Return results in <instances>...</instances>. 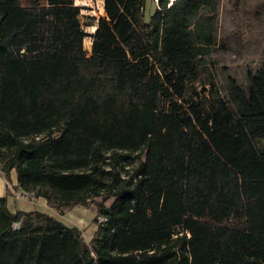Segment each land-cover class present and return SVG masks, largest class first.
<instances>
[{"label":"trees","instance_id":"obj_1","mask_svg":"<svg viewBox=\"0 0 264 264\" xmlns=\"http://www.w3.org/2000/svg\"><path fill=\"white\" fill-rule=\"evenodd\" d=\"M218 4L158 0L140 27L142 0H103L87 34L73 0H0L1 170L50 204L101 196L104 218L89 246L0 196V264H264V62L229 79L235 110L158 106L215 46Z\"/></svg>","mask_w":264,"mask_h":264},{"label":"rangeland","instance_id":"obj_2","mask_svg":"<svg viewBox=\"0 0 264 264\" xmlns=\"http://www.w3.org/2000/svg\"><path fill=\"white\" fill-rule=\"evenodd\" d=\"M142 2L140 27L150 22L158 7V0ZM73 3L81 7L79 17L82 29L87 34L93 33L97 19L104 15L103 0H73ZM213 30L216 34V44L209 48L207 54L197 59L195 69L186 81L183 98L174 95L170 98L162 94L158 101L160 109H166L172 101L194 102L203 109H211L212 106L219 104V101H224L231 110L236 109L235 103L230 99L229 79H235L243 89H247L248 70L254 71L264 62V0H219ZM83 46L90 54L89 35L84 38ZM258 144L264 148V140H259ZM118 152L121 157L112 160L116 169L122 166L133 169L138 161V152L128 150ZM106 154L112 153L109 151ZM141 158H144V154ZM101 200V196H95L86 205L65 206L52 203V206L55 208L57 219L65 224L72 225L75 217L82 220L83 228H79L81 237L91 246L93 231L104 221L103 216L97 215L96 203ZM110 203V199L105 202L106 205ZM80 208L86 210L79 213ZM17 224L18 222H15L13 226L16 228Z\"/></svg>","mask_w":264,"mask_h":264},{"label":"crops","instance_id":"obj_3","mask_svg":"<svg viewBox=\"0 0 264 264\" xmlns=\"http://www.w3.org/2000/svg\"><path fill=\"white\" fill-rule=\"evenodd\" d=\"M91 44H92V37H91ZM19 188L20 186L16 178L15 170L10 171L8 179L5 177L4 172L0 170V196H6L7 207L10 211L12 212L16 210H21L26 212L40 211L57 218V216L55 215V208L52 206V204L48 203L46 199H44L43 197L38 196L36 201H30L24 198H17L15 195V191L18 190ZM83 210H86V208L83 209L80 208V210L78 211L79 213H82ZM77 218L75 217L73 219L72 225L77 226L79 228H83L81 227L83 226L82 220H80V218L78 219ZM94 231H96V229ZM94 231L93 233H95Z\"/></svg>","mask_w":264,"mask_h":264},{"label":"built area","instance_id":"obj_4","mask_svg":"<svg viewBox=\"0 0 264 264\" xmlns=\"http://www.w3.org/2000/svg\"><path fill=\"white\" fill-rule=\"evenodd\" d=\"M172 0H170L171 2ZM15 195L17 198H24V199H28L30 201H36L37 200V196L36 194H34V192L32 191H26L24 189H22L21 187L16 190ZM20 223L18 222L16 227H19Z\"/></svg>","mask_w":264,"mask_h":264},{"label":"water","instance_id":"obj_5","mask_svg":"<svg viewBox=\"0 0 264 264\" xmlns=\"http://www.w3.org/2000/svg\"><path fill=\"white\" fill-rule=\"evenodd\" d=\"M79 19H80V17H79Z\"/></svg>","mask_w":264,"mask_h":264}]
</instances>
